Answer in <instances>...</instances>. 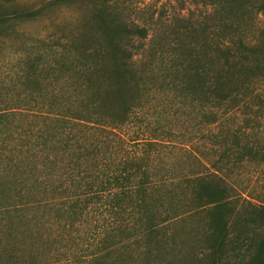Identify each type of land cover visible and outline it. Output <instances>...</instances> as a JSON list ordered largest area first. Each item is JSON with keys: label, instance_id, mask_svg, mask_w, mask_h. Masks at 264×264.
Instances as JSON below:
<instances>
[{"label": "trees", "instance_id": "1", "mask_svg": "<svg viewBox=\"0 0 264 264\" xmlns=\"http://www.w3.org/2000/svg\"><path fill=\"white\" fill-rule=\"evenodd\" d=\"M195 10L163 42L109 16V50L39 38L52 61L19 60L18 79L34 87L32 100L0 103L1 230H61L78 245L73 232L87 227L101 251L158 230L173 237L201 215L200 264H264V203L234 179L247 165L264 174V0H196ZM252 214L258 228L242 231ZM77 255L26 262L14 250L0 264Z\"/></svg>", "mask_w": 264, "mask_h": 264}, {"label": "rangeland", "instance_id": "2", "mask_svg": "<svg viewBox=\"0 0 264 264\" xmlns=\"http://www.w3.org/2000/svg\"><path fill=\"white\" fill-rule=\"evenodd\" d=\"M195 1L0 0V103L32 100L26 92L32 90L33 83H22L14 66L27 56L35 57L40 54H46V59L52 61L53 48H39L36 45L39 38L52 43L57 38L74 37L80 49L100 45L109 50L111 40L116 38L106 24L109 19L107 17L111 16L110 19L122 24L147 27L150 35L153 31L155 39L165 41L171 35L170 29L166 30L169 25L177 27L175 33H180L182 16L194 14L197 19V10L192 12ZM259 18L263 20L264 16ZM179 26L180 29L177 30ZM258 133L264 138V130ZM204 141L196 140L197 147L208 143L207 140ZM180 166L186 168L188 164L181 163ZM226 173L228 174V170ZM263 177L262 171H255L251 165H247L244 172L237 174L234 179L237 183L244 182L247 186L244 195L253 203L260 204L264 203ZM202 217L200 215L183 221L173 237L158 230L141 242L101 251L97 244L90 246L88 234L91 231L87 227L77 233L73 232L74 236L80 237L78 245L70 239L60 242L63 234L61 230L51 232L40 229L31 233L22 230V227L11 231L0 229V258L17 250L21 258L28 262L32 258L41 260L45 255L58 256L71 250L77 252L75 258L55 264H200L196 256L201 253L203 246L205 229ZM246 217V221L241 223L242 231L256 230L260 220L253 214ZM31 236L35 238L33 246L28 241ZM89 251L97 253L96 256L92 259L86 256L85 252Z\"/></svg>", "mask_w": 264, "mask_h": 264}]
</instances>
